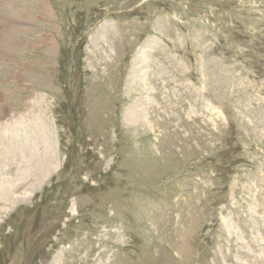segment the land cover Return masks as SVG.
<instances>
[{
  "label": "rangeland",
  "instance_id": "rangeland-1",
  "mask_svg": "<svg viewBox=\"0 0 264 264\" xmlns=\"http://www.w3.org/2000/svg\"><path fill=\"white\" fill-rule=\"evenodd\" d=\"M9 1L0 264H264V0Z\"/></svg>",
  "mask_w": 264,
  "mask_h": 264
},
{
  "label": "bare ground",
  "instance_id": "bare-ground-1",
  "mask_svg": "<svg viewBox=\"0 0 264 264\" xmlns=\"http://www.w3.org/2000/svg\"><path fill=\"white\" fill-rule=\"evenodd\" d=\"M17 1L19 0H10L9 4L15 5ZM13 8H11V10L14 12ZM18 8L20 7L18 6ZM13 15H14V18H17L16 16L19 17L20 14L15 11ZM8 31H10V33H12L16 38L12 42L17 43V44L21 42L19 40L22 39L21 36L24 35L25 33L24 28L22 30L21 28L12 26V25L9 26ZM23 121L24 119L20 118L17 123L19 125H22ZM27 122H28V126H25V130H27L26 135L28 136H26L25 138H22L20 142L17 144L16 148H13L11 150L10 149L8 150L6 148V152L11 155H17L18 153L19 155H23L24 157L28 156L29 166L23 165L22 168L27 173H29V176H31L34 180H37V177H40V176L46 177L48 175L50 177L52 175V169L49 167V164H50V160L54 159L53 157L54 151L51 145V134L49 130H47L46 125L43 124V125L37 126V114L29 116V120H27ZM16 128L18 127H12V134L14 135H11V138H15V136L17 135L15 132ZM37 128L39 129L38 132H37ZM4 135L6 134L4 133L2 136ZM40 144H44V150L39 154L37 149H38V145ZM9 158H10V155H9ZM6 162H7L6 159L3 157V148H2V153L0 154V165L4 166L6 165ZM0 191H3V188L0 189Z\"/></svg>",
  "mask_w": 264,
  "mask_h": 264
}]
</instances>
